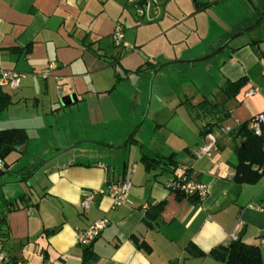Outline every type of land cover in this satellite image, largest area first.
<instances>
[{"label": "crops", "instance_id": "obj_1", "mask_svg": "<svg viewBox=\"0 0 264 264\" xmlns=\"http://www.w3.org/2000/svg\"><path fill=\"white\" fill-rule=\"evenodd\" d=\"M244 1L156 0L158 14L150 22H158L146 25L126 0H0V68L22 74L16 90H5L11 104L0 111V129L26 130L28 142L19 152H27L29 134L35 131L44 147L40 152L29 149L16 181L1 187V203L4 200L5 204L0 203V235L8 253L24 264H38L42 259L51 264H84L85 247L76 243V230L105 216L108 225L89 245L97 259L85 264H222L208 255H191L186 246L192 243L207 253L228 244L232 236L258 246L264 264V210L256 209L264 194V175L253 184L234 180L239 138L220 137L211 157L195 158L193 151L204 137L183 103L196 94L203 98L196 105L204 99L222 102L229 112L224 126L264 113V28L262 35L246 34L248 29L234 37L216 62L205 68L209 80L190 81V91L183 97L177 95V109L167 123L155 117V132L161 140L153 148L136 138L128 141L134 119L144 112L145 86L131 95L119 93V100L113 91L121 86L122 69L135 72L138 66H142L140 71L157 66L146 59L134 69L128 67L121 58L122 47L118 48L122 45L111 40L116 24L123 27L122 44L139 42L137 49L161 34L172 33L166 42L170 60L200 39L206 41L199 53L190 54L196 57L259 16L255 3L264 4V0H249L247 5ZM234 2L245 4L244 13ZM206 16L229 22L222 21V27L215 23L221 30L214 27L211 37L201 38L209 32ZM188 19L193 22L186 26ZM132 24L139 30L151 28L145 39L130 43L126 33ZM197 31V40L190 39ZM171 46L179 47L176 51ZM49 64L54 68L42 78L39 74ZM240 78H245L243 86L227 99L220 86ZM57 85L62 86L60 96ZM250 87L257 92L245 96ZM67 94H75L76 100L62 106L59 100ZM117 123L124 127L110 132ZM212 131L217 134L216 126ZM143 152L173 157L146 170L139 161ZM40 160L39 167H32ZM184 165L188 178L206 185V195L198 201L178 198L168 187L175 170ZM125 179L132 183L133 205L113 208L111 199L101 195L82 209L86 194ZM56 227L54 232L46 231ZM137 242L146 243L150 252L138 248Z\"/></svg>", "mask_w": 264, "mask_h": 264}, {"label": "rangeland", "instance_id": "obj_2", "mask_svg": "<svg viewBox=\"0 0 264 264\" xmlns=\"http://www.w3.org/2000/svg\"><path fill=\"white\" fill-rule=\"evenodd\" d=\"M244 2L246 5L250 4L249 0L248 1L246 0ZM195 4L196 2H194V6ZM245 4H242L240 2L232 3V5L234 7H237V9L241 13H244L243 5ZM255 4L258 6V10L262 11L260 15H264V4L262 3L261 4L255 3ZM130 10H133V8ZM259 16L250 19L249 21L250 25L254 23ZM204 21L207 23L205 26L208 27L209 32L207 31L208 32L207 34L205 30L206 34H204V36L201 38H204L205 36L211 37L214 27H216L218 30H221V27L223 26L221 24L222 21L229 22V20L226 18L224 20V17L210 19L208 16H206V19ZM142 22H144L143 24L149 25V24H156L158 21L155 23L154 22L151 23L148 20H143ZM186 22H187L186 26H188L191 22H193V20L188 19V21ZM215 23L221 27L216 26ZM181 24L185 26L183 22ZM140 26H145V25H140ZM137 27L138 25L135 26L134 24H132L130 27L131 29L126 33V37L127 39H130L129 40L130 43H133L132 41L135 38L137 41L139 39L141 40L145 39L148 30L151 29L146 27H143L140 30L135 29ZM263 28H264V18L261 19L260 24H256L246 34L255 33L262 35L260 34V32L263 31ZM197 32L198 33L190 34L189 36L190 39L197 40L200 31ZM263 35H264V31H263ZM171 37H172V33L161 34L157 38L151 39V42L149 44H143L140 47L138 46V49L136 46L137 43L139 42H136L135 44L136 46L132 44L130 45L132 46V50L126 49L125 46H127L128 44L124 42L123 44H121L122 46L119 47L116 46L118 48L122 47L121 58H124L125 61H127L128 67H133L134 69L137 65L141 63L143 64V62L146 59H149L157 63L156 67H152V68L146 67L145 69L139 71L140 74H136L135 72L132 71V69L130 72L122 69L121 75L124 78L120 82L121 86L120 88L113 89V91L115 92L114 96H116L119 100L120 97L119 93L121 95H126V93H129L131 95L135 90L140 91L142 86L143 85L145 86L144 91L146 92L147 95L144 102L145 103L144 112L141 115V118H139L138 120L134 119L135 121L134 126L132 128V132L130 133L129 137H131L132 139L136 138L140 140L147 148L155 147L156 143L159 140H161V138L155 132V124L156 122H158V120L156 121L155 117H157L161 123H167L170 120V118L175 114V110L177 109L176 105H177L178 96L183 97L184 93H188V91H190L191 84L189 82L194 81L198 83L199 81L206 82L207 80H209L208 78H210L209 77L210 75L205 73V68H207L208 66H212V64L216 62L218 56L221 55L223 52L222 50L216 55L202 61L187 62L188 60L201 58L220 46V45H217L216 47L212 46L214 47L212 50L211 49L206 50V52H203L199 56L196 57L190 56L191 53H199L200 47H204L203 44H205L206 41L200 39L198 42L192 45L189 51H179L180 53V54L178 53L179 57L176 58V60H170L168 59V57L170 56V51L166 50V47L168 45L166 42L169 41ZM178 47L179 46H174V47L171 46L170 49L177 51ZM175 61L178 62L174 63ZM196 95L192 99H190L191 103L196 98ZM118 100L115 99V101ZM120 101L122 100L120 99ZM125 108H127V106H125ZM154 113L158 115L156 116ZM123 125H124L123 123H117L114 126H111L109 131L112 132L114 130L115 131L121 130L124 127ZM165 132H166L164 133L165 136L171 138L172 135H170V133H168L167 131ZM37 135L39 134L36 131L29 134V147L27 149V152L30 153L29 149H37L38 152L44 149L43 142L42 140L37 139L38 138ZM27 152H19L17 150H12L5 156L4 159L8 166H6L4 170L0 173V203L2 201L1 187L7 186L6 183L8 182L16 181V178L18 176L17 172L20 171L19 170L20 166L26 165L23 164V162H25L24 160L26 159L25 156L27 155ZM52 156L53 155L48 156L45 159V161L50 159ZM42 163L43 162L41 160L38 162H33L32 167L37 168ZM2 203H4V200Z\"/></svg>", "mask_w": 264, "mask_h": 264}, {"label": "trees", "instance_id": "obj_3", "mask_svg": "<svg viewBox=\"0 0 264 264\" xmlns=\"http://www.w3.org/2000/svg\"><path fill=\"white\" fill-rule=\"evenodd\" d=\"M261 13L262 11L259 12V15ZM262 17L257 24H260ZM146 65H150V63H146ZM141 67L142 66H138L135 72H139ZM244 81L245 78H240L235 81L227 80L220 86V90L227 99L233 98L243 86ZM183 103L187 106L191 118L199 124V134L203 137H205L207 133L213 132L212 130H214L215 126L217 130L219 127L224 126L222 122L228 117V110L225 108V105L220 102H210L204 99L199 105L193 106L190 99H187L183 101ZM10 104L11 97L9 93L0 89V111L6 109ZM209 127H211L210 131L208 130ZM230 127V131L226 134V137L232 140L237 138L240 139L235 146L237 163L235 165L234 180L237 183H256L264 175V137L255 135L248 128V120ZM220 137L225 136H219L218 140ZM27 140L28 134L24 128L11 127L0 129V157L4 160L9 152L12 150H19L21 146L26 144ZM128 141L135 142L131 137ZM172 157V154L167 157L159 154L149 156L143 152L139 157V161L146 170H150L154 168L157 163L163 161L164 158L169 160L172 159ZM4 166H7L5 161ZM2 171L3 170H1L0 173ZM175 192L178 198L185 196L192 201H198L200 199L196 194L185 195L181 191ZM259 206L264 210V194ZM56 229L57 227L46 231L51 233L56 231ZM136 244L138 248L150 252V247L146 243L137 242ZM186 250L191 255L211 256L214 261L222 264H263L258 246L243 243L240 239H232L228 244L216 246L207 253L201 251L192 243L187 244ZM96 257V254L90 249V246L83 249L82 262L84 264L86 262L95 261L97 259Z\"/></svg>", "mask_w": 264, "mask_h": 264}, {"label": "built area", "instance_id": "obj_4", "mask_svg": "<svg viewBox=\"0 0 264 264\" xmlns=\"http://www.w3.org/2000/svg\"><path fill=\"white\" fill-rule=\"evenodd\" d=\"M99 2H105L107 0H98ZM126 3L130 5L135 15L138 18H144L145 20H154L158 14L157 7L154 5L156 0H126ZM123 39V27L120 24H116L112 33L111 40L115 45H121ZM126 49L132 50V46H125ZM54 68L53 64L40 72L42 78H46L51 70ZM22 74L16 70H7L0 68V89L2 90H16L20 86ZM57 93L60 96L62 93V86H56ZM256 87H250L246 90L245 96L254 94L257 92ZM230 126H221L217 130V134L209 132L205 135L203 142L198 145L193 154L195 158H209L213 152L217 149L218 137L225 136L230 131ZM248 128L258 136L264 137V113H257L248 120ZM4 160L0 157V171L4 169ZM187 166L184 165L175 170V177L168 183V187L172 191H181L185 195L196 194L199 198L206 195V185L204 183L192 180L188 178ZM131 181L129 179L121 181H110L106 184L104 189L98 191H92L86 194L80 205L83 210H86L95 201L98 196L107 195L111 199L112 207L118 206H131L133 202L130 198ZM256 209L262 210L258 205ZM108 225V219L105 216L99 217L89 225L78 228L76 230V243L80 246H89L96 238H98L101 232ZM235 239L232 236L231 240ZM0 264H24L20 259H15L10 253L7 252L5 247V241L0 235ZM38 264H51L48 260L42 259Z\"/></svg>", "mask_w": 264, "mask_h": 264}, {"label": "water", "instance_id": "obj_5", "mask_svg": "<svg viewBox=\"0 0 264 264\" xmlns=\"http://www.w3.org/2000/svg\"><path fill=\"white\" fill-rule=\"evenodd\" d=\"M195 7L197 8V4H195ZM262 16L263 15H260L258 17V19L254 23H252L250 26H248L245 29H243L241 31H238L236 34L230 36L225 42H223L222 44H220V46L218 48H216L215 50H213L209 54H207V55H205V56H203L201 58H196V59H193V60H188L187 62L202 61V60H205V59H207L209 57H212V56L216 55L217 53H219L220 51H222L234 37L242 34L243 32L247 31L248 29L253 28L258 23V21L260 20V18ZM175 62L177 63L178 61H175ZM197 99H199V101H201L203 98H202L201 95L196 96V98L192 102L193 105H196L197 104V102H196ZM75 100H76L75 94H67V95L62 96L59 101H60V104L62 106H66V105H69L71 102H73ZM208 130H211V127H209ZM24 147H25V144L23 146H21L20 149L22 150V149H24Z\"/></svg>", "mask_w": 264, "mask_h": 264}]
</instances>
